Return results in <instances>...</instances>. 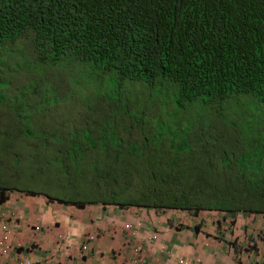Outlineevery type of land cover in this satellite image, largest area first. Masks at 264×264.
<instances>
[{
	"label": "trees",
	"instance_id": "trees-1",
	"mask_svg": "<svg viewBox=\"0 0 264 264\" xmlns=\"http://www.w3.org/2000/svg\"><path fill=\"white\" fill-rule=\"evenodd\" d=\"M15 42L52 67L66 60L93 75L105 93L102 104L117 108L120 103H108L125 97L122 112L130 122L121 125L129 138H139L140 151L129 152L128 162L147 165L144 176L126 172V186L149 194L139 200L127 188L136 198L115 195L110 180L124 175L121 154L108 152L111 170L92 173L91 180L101 181L88 203L264 217V0H0V46ZM161 100L193 109L170 111L159 132L153 118ZM139 106L142 116L133 112ZM95 109L104 106L87 105L74 121L84 136ZM140 117L154 127L139 129ZM202 118L216 142L196 152H169L168 138L156 147L145 137L190 121L201 139L204 127L196 122ZM102 128H90L86 137ZM84 153L86 160L87 153L103 157Z\"/></svg>",
	"mask_w": 264,
	"mask_h": 264
},
{
	"label": "rangeland",
	"instance_id": "rangeland-1",
	"mask_svg": "<svg viewBox=\"0 0 264 264\" xmlns=\"http://www.w3.org/2000/svg\"><path fill=\"white\" fill-rule=\"evenodd\" d=\"M53 66L39 61L36 53L30 52L27 46L18 42L0 46V186L16 185L17 189L21 190L29 185L26 190L53 197L68 200L77 198L81 201L94 199L97 195L94 187L101 180L99 178L91 180L90 176L93 172H97L98 175L101 172L107 174L111 170L108 165L111 158L105 157V154L119 152L121 156H118L120 160L118 166L124 175L116 176L118 180L111 179L110 183L118 198L120 196L125 200L130 196L136 198V195H127L125 192V189L129 188L136 194L140 193L134 186H126V172L132 168V171L143 173L144 176L147 165H142L140 159L137 164L128 162L129 152L140 151L139 138H129L121 125H128L130 122L122 112L126 105L125 97L122 102L108 103L110 106L112 103L116 105L120 103L117 108L108 107L109 105L102 104L107 103L103 99L105 93L98 92L93 75L85 77L82 70L68 64L66 60L59 61ZM57 82H63V85L57 87L59 85ZM155 95L160 93L156 92ZM100 96L102 99L97 100ZM92 103H100L104 109L94 110V125L90 124L84 132L89 134L90 128L93 132L95 127H104L95 134L99 136L98 139L97 136L86 137L87 133L85 136L79 133L83 126L80 127L73 122L78 113L81 116V108L91 106ZM140 109L141 106L138 110L132 111H138L137 115L142 116ZM184 109L186 114L193 108L176 107L161 100L158 109L160 114L155 112L156 116L153 118L156 123L155 129L161 131L157 124L160 118L168 117L170 111L181 113ZM100 112L106 115L99 117ZM162 112L167 114L163 116ZM138 121L139 123L134 125L139 129L154 127L142 117ZM78 124L83 125V122L80 121ZM192 124L190 121H184L181 128L174 127L171 133L166 130L161 136L154 134L151 138L147 135L145 137L148 138L149 144L156 147L163 137L168 138V147L171 146L168 148L169 152H196L199 145L206 148L208 143L216 142L215 134L208 133L210 129L204 118L196 122L197 127L201 125L204 127L201 139L192 135ZM84 152H97L103 157L100 160L94 154L87 153L86 160ZM127 162L130 165H126ZM23 171H30L26 178L22 175ZM42 177H48L49 180L45 182ZM57 181H71L72 189H59L60 184ZM147 194L149 193H140L139 200Z\"/></svg>",
	"mask_w": 264,
	"mask_h": 264
},
{
	"label": "crops",
	"instance_id": "crops-1",
	"mask_svg": "<svg viewBox=\"0 0 264 264\" xmlns=\"http://www.w3.org/2000/svg\"><path fill=\"white\" fill-rule=\"evenodd\" d=\"M28 173L23 171V177ZM57 182L59 189H72L71 181ZM28 187L0 186L8 190L0 197V222L9 216L20 217L10 237V252L0 257V264H176L179 258L185 264L264 262L262 216H237L236 224L230 226L217 211L190 214L119 207L53 197L28 191ZM126 224L132 230L138 227L135 236L125 229ZM90 235H96L95 239L82 251ZM144 237L152 242L143 243ZM137 245L143 246L144 263L134 261Z\"/></svg>",
	"mask_w": 264,
	"mask_h": 264
},
{
	"label": "built area",
	"instance_id": "built-area-1",
	"mask_svg": "<svg viewBox=\"0 0 264 264\" xmlns=\"http://www.w3.org/2000/svg\"><path fill=\"white\" fill-rule=\"evenodd\" d=\"M19 221H20V217H14V216H9V219L5 218L2 220L1 222V235H0V257L7 255L10 252V247H11V243H10V237L12 234L13 229H17L18 225H19ZM126 230H130L131 235L135 236L136 232H137V226L135 227L134 230H132L131 225L126 224L125 226ZM36 231L40 230L39 226L35 227ZM96 236V235H95ZM94 235H90L86 238V243L81 246L82 251H85L87 249V245L90 241H93L95 239ZM143 243H151V239L150 238H145L142 239ZM134 252V261L135 262H141L144 263V251H143V246L142 245H137L134 247L133 249ZM18 264H24V262H19ZM165 264H169V263H165ZM179 264H185L184 260H180Z\"/></svg>",
	"mask_w": 264,
	"mask_h": 264
},
{
	"label": "clouds",
	"instance_id": "clouds-1",
	"mask_svg": "<svg viewBox=\"0 0 264 264\" xmlns=\"http://www.w3.org/2000/svg\"><path fill=\"white\" fill-rule=\"evenodd\" d=\"M222 215H223V217H224V219H226V222L230 225V226H233V225H235L236 224V220H237V216H242V215H236L234 218L233 217H230V216H228V214H226V213H223L222 212ZM35 229V228H34ZM0 230H1V222H0ZM180 260H184V261H186L184 258H179L177 261H176V264H179V261Z\"/></svg>",
	"mask_w": 264,
	"mask_h": 264
}]
</instances>
